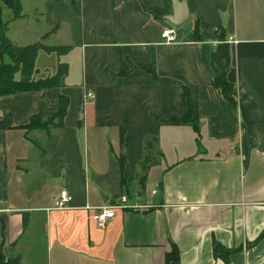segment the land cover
Wrapping results in <instances>:
<instances>
[{"label": "crops", "instance_id": "crops-1", "mask_svg": "<svg viewBox=\"0 0 264 264\" xmlns=\"http://www.w3.org/2000/svg\"><path fill=\"white\" fill-rule=\"evenodd\" d=\"M185 1L166 43L172 0H47L56 15L38 38L65 28L68 73L58 88L0 95L4 261L165 264L172 242L181 264H264V0ZM60 93L63 124L26 128ZM122 195L98 227L95 209Z\"/></svg>", "mask_w": 264, "mask_h": 264}, {"label": "trees", "instance_id": "trees-1", "mask_svg": "<svg viewBox=\"0 0 264 264\" xmlns=\"http://www.w3.org/2000/svg\"><path fill=\"white\" fill-rule=\"evenodd\" d=\"M4 3L7 7L12 10L14 17L20 15L21 2L20 0H0V95L2 94H14L18 91H28V90H41L43 88H58V86L63 84L64 78L67 75L68 66L65 62H58L55 73L52 75H46L43 78H35L37 69L35 68L36 55L39 51H44L46 53L63 54L71 48L70 45H49L43 43L42 38L56 30V26L52 28L49 32L42 35L41 39L33 43H28L27 45L18 46L10 42L7 36V23L3 21L1 14V4ZM198 29V24L195 22V32ZM6 58V60L4 59ZM217 84V83H216ZM225 98L235 104L234 100L229 97V93L232 90V85L228 86L227 83L217 84ZM57 109L50 116L49 119L43 121L40 113H35L29 116V122L25 126L26 128H49V125L59 127L63 124V115L66 112L67 106L69 104L68 98L59 94L57 98ZM57 120L55 123L54 120ZM192 128L197 130L195 123H191ZM150 141H146L145 145L149 146ZM152 145V144H151ZM120 166H123L122 157L118 159ZM148 165L146 161L141 163V171L139 178L140 187H144V180L146 177L145 171ZM122 183L125 180L122 179ZM264 232V229H263ZM264 233L260 234L262 237ZM218 249V248H217ZM165 264H181L179 261V250L174 243H170V250L165 254ZM0 262L2 264H11L10 260L4 261L0 257ZM15 262H17L15 260Z\"/></svg>", "mask_w": 264, "mask_h": 264}, {"label": "rangeland", "instance_id": "rangeland-1", "mask_svg": "<svg viewBox=\"0 0 264 264\" xmlns=\"http://www.w3.org/2000/svg\"><path fill=\"white\" fill-rule=\"evenodd\" d=\"M58 3H62V0H57ZM23 2V12L25 17L20 19L13 17L12 11L4 3L1 4V14L3 21L7 23L9 31L7 36L16 44L26 45L33 41H38V34L47 30V22L52 18H55V11L50 10L47 0H21ZM60 9V7L56 8ZM59 16V14L57 13ZM187 21V20H186ZM186 21L181 25H176L175 28H181L185 26ZM66 40L65 28H62L57 36L49 37L42 42L58 43ZM35 67L37 69V77L43 78L56 70L59 61L64 62V54L46 53L43 50L39 51L36 55ZM6 60V58H4Z\"/></svg>", "mask_w": 264, "mask_h": 264}, {"label": "built area", "instance_id": "built-area-1", "mask_svg": "<svg viewBox=\"0 0 264 264\" xmlns=\"http://www.w3.org/2000/svg\"><path fill=\"white\" fill-rule=\"evenodd\" d=\"M160 37L166 43H173L176 41V29L173 26L164 27L161 29ZM86 98L94 97V93L91 90H88L85 94ZM69 199L68 193L64 190H60V194L57 198L54 199L53 207L62 209L66 206ZM126 200V196L122 195L121 198L110 203L102 204L97 207L93 213V219L96 221L98 227H105L113 215L114 211L118 208H122L125 205L123 204Z\"/></svg>", "mask_w": 264, "mask_h": 264}, {"label": "water", "instance_id": "water-1", "mask_svg": "<svg viewBox=\"0 0 264 264\" xmlns=\"http://www.w3.org/2000/svg\"><path fill=\"white\" fill-rule=\"evenodd\" d=\"M172 15L164 16L165 20H167L170 24L173 25H181L184 21L188 19L189 11L186 7L185 0H172ZM102 201H105V197L101 198Z\"/></svg>", "mask_w": 264, "mask_h": 264}]
</instances>
